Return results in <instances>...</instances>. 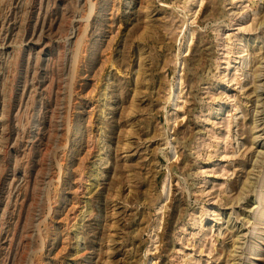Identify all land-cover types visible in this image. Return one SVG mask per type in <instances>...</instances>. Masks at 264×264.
Segmentation results:
<instances>
[{
  "label": "rangeland",
  "instance_id": "1",
  "mask_svg": "<svg viewBox=\"0 0 264 264\" xmlns=\"http://www.w3.org/2000/svg\"><path fill=\"white\" fill-rule=\"evenodd\" d=\"M0 264H264V0H0Z\"/></svg>",
  "mask_w": 264,
  "mask_h": 264
}]
</instances>
